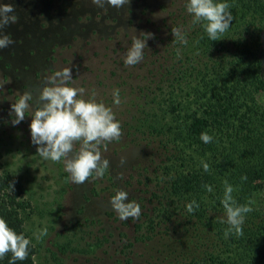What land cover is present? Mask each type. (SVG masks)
Listing matches in <instances>:
<instances>
[{"label":"rangeland","instance_id":"374dc122","mask_svg":"<svg viewBox=\"0 0 264 264\" xmlns=\"http://www.w3.org/2000/svg\"><path fill=\"white\" fill-rule=\"evenodd\" d=\"M226 2L232 21L212 41L204 21L193 22L187 0L121 6L111 0H0L12 9L0 14V39L8 41L0 46V158L29 203L21 217L34 264H264V176L249 188L237 177L246 161V134L264 140V7L254 13L242 7L248 0ZM177 28L183 40L172 35ZM133 37L146 46L142 59L128 65ZM198 39H209L208 47ZM65 68L71 70L67 86L110 108L120 126L118 138L97 145L101 161H108L103 175L93 170L83 182L65 171L64 158H42L30 138L40 90ZM224 84L236 87L232 99L239 113L227 117L215 154L172 140L166 128L160 133L157 121L173 127L181 122L172 106L201 113L217 102L214 95ZM25 93L30 107L13 125L10 106ZM245 106L257 113L242 115ZM81 143L73 141L67 158ZM203 164L211 172L208 183L173 192L176 176L197 174ZM225 182L236 204L251 209L240 232L227 236ZM117 191L139 205L138 217L120 218L111 203Z\"/></svg>","mask_w":264,"mask_h":264},{"label":"clouds","instance_id":"9594fccd","mask_svg":"<svg viewBox=\"0 0 264 264\" xmlns=\"http://www.w3.org/2000/svg\"><path fill=\"white\" fill-rule=\"evenodd\" d=\"M99 2V0H97ZM129 0H111V3L121 6ZM186 9L193 16V22L204 21L202 27L210 40L215 41L219 34L225 32L232 21V14L228 10L226 0H187ZM10 6L0 5V14L10 12ZM6 22V19H5ZM172 35L183 40L180 30L173 29ZM8 43L7 39H0V46ZM146 46V40L133 37V42L128 48L124 63L134 65L142 59V50ZM71 79V70L68 68L57 71L49 77L48 85L44 86L39 93L40 105L32 112L29 130L31 143L36 146V152L45 160L59 161L64 158L65 171L69 172L76 182H83L93 170L96 175H103L108 167V161H101L97 145L101 140L116 139L120 135L119 122L115 119L110 108L93 99H84L83 89L67 86ZM31 95L25 93L11 104V113L16 119L13 125L19 124L24 119V112L30 107L28 101ZM118 102V101H117ZM204 143L212 140L206 132L200 134ZM82 140L81 147L73 158H67L73 149V141ZM205 170L208 165L203 164ZM13 185H11V188ZM211 191V186H205ZM233 188L225 182L223 206L228 228L227 236L233 230L240 232L245 213L251 211L247 205H237L232 197ZM129 194L125 191H117L111 198L113 208L121 219L138 217L140 207L135 202L128 200ZM195 201L187 205V211H193ZM198 207V205H196ZM46 229L41 231L44 234ZM30 241L23 233H17L7 221L0 217V258L7 252L12 253L10 264L16 260H24L28 255Z\"/></svg>","mask_w":264,"mask_h":264},{"label":"trees","instance_id":"16d2710c","mask_svg":"<svg viewBox=\"0 0 264 264\" xmlns=\"http://www.w3.org/2000/svg\"><path fill=\"white\" fill-rule=\"evenodd\" d=\"M248 0L249 3H242V7L245 11L252 10L254 13L263 9L264 0ZM241 4V2H240ZM208 41L198 39V43L202 46L208 47ZM248 77H251L249 74ZM239 83L238 80H235ZM242 81H240L241 83ZM248 83L243 85L247 86ZM250 85V84H249ZM248 85V87H249ZM231 89L233 92L231 93ZM227 92L229 96L223 95V92ZM245 94V93H244ZM236 95V87L232 85L229 87L224 84L220 92H216L214 95L217 102L215 104L202 106L203 110L199 113V110H194L191 113L189 111L180 113L177 106H172V113L176 119H179L180 124L177 126H170L171 124H164L157 121L160 125V133L162 130H167L171 135L172 140H179L182 138L184 142H188L190 147H193L194 151H198L202 154L213 155L217 151L216 136L222 132L225 126V121L228 116L237 115L239 113V107L234 105L232 97ZM249 96V94H245ZM252 101V100H251ZM200 108V107H199ZM245 112L242 115L256 114L254 107L245 106ZM178 111V112H177ZM232 113V114H231ZM150 122H147V129L151 127ZM244 121L240 120V128H244ZM165 130V131H166ZM206 132L212 137V140L208 143H204L200 139V134ZM246 149L244 155L246 161L243 162L237 169V177L243 188H249L255 184L261 177L264 176V140L263 139H251L249 134H246ZM210 170L199 168L198 173L187 171L181 175L176 176L177 180L172 187L173 192L182 194L191 191L194 187L209 182ZM11 185L13 187L11 188ZM29 208V203L24 199V191L22 185L18 179L12 174L3 170V164L0 158V217L5 219L8 225L14 229L18 234L23 233L26 237L23 229V220L21 213ZM27 238V237H26ZM256 246V245H255ZM35 249L31 243L28 245V255L24 260H16L15 264H34ZM12 253L9 251L4 254L3 258H0V264H10ZM249 262V261H248ZM214 263V262H213ZM224 264V263H217Z\"/></svg>","mask_w":264,"mask_h":264}]
</instances>
